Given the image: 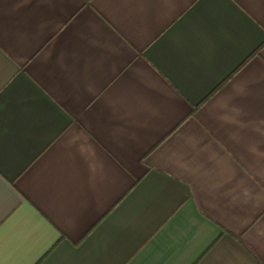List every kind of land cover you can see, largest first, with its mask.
<instances>
[{"label": "crops", "instance_id": "0c3cea01", "mask_svg": "<svg viewBox=\"0 0 264 264\" xmlns=\"http://www.w3.org/2000/svg\"><path fill=\"white\" fill-rule=\"evenodd\" d=\"M0 264H264V0H0Z\"/></svg>", "mask_w": 264, "mask_h": 264}]
</instances>
